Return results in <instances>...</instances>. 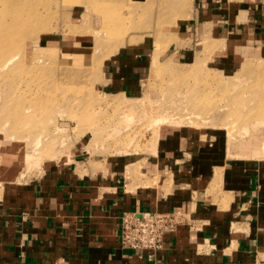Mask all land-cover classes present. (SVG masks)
<instances>
[{
    "label": "crops",
    "instance_id": "0c3cea01",
    "mask_svg": "<svg viewBox=\"0 0 264 264\" xmlns=\"http://www.w3.org/2000/svg\"><path fill=\"white\" fill-rule=\"evenodd\" d=\"M116 2L136 20L147 3L148 30L129 32L101 59L97 84L106 93L139 96L161 58L224 69L264 59V0ZM81 7L70 16L82 23ZM158 11L170 34L157 28ZM55 48L93 58V46L76 38L55 39ZM230 154L221 131L181 128L165 133L151 153L154 183L133 181L139 161L89 158L78 149L39 177L7 182L0 264H264V159ZM124 211L183 212L189 223L166 234L152 258L150 250L121 246Z\"/></svg>",
    "mask_w": 264,
    "mask_h": 264
},
{
    "label": "rangeland",
    "instance_id": "374dc122",
    "mask_svg": "<svg viewBox=\"0 0 264 264\" xmlns=\"http://www.w3.org/2000/svg\"><path fill=\"white\" fill-rule=\"evenodd\" d=\"M116 1L0 0V26L7 25L0 36V191L7 182L39 177L77 149L89 158L139 161L133 181L154 183L159 172L149 168L151 153L165 133L181 128L221 131L232 157L264 159V59L224 69L167 57L154 64L139 96L98 86L101 59L129 32L148 30L147 3L136 20ZM76 4L86 9L82 23L70 16ZM156 25L172 30L162 11ZM67 37L92 45V60L55 48V39ZM248 143L260 149H244Z\"/></svg>",
    "mask_w": 264,
    "mask_h": 264
},
{
    "label": "built area",
    "instance_id": "2783aa9c",
    "mask_svg": "<svg viewBox=\"0 0 264 264\" xmlns=\"http://www.w3.org/2000/svg\"><path fill=\"white\" fill-rule=\"evenodd\" d=\"M189 223L183 212L124 211L121 216L120 243L123 248L150 250V257L162 249L165 236Z\"/></svg>",
    "mask_w": 264,
    "mask_h": 264
},
{
    "label": "bare ground",
    "instance_id": "6f19581e",
    "mask_svg": "<svg viewBox=\"0 0 264 264\" xmlns=\"http://www.w3.org/2000/svg\"><path fill=\"white\" fill-rule=\"evenodd\" d=\"M14 1V0H13ZM12 2V1H11ZM15 2H16V0H15ZM15 4V3H14ZM13 4V5H14ZM8 6V5H7ZM9 7V6H8ZM17 7V6H16ZM13 9H14V7H13ZM16 9V8H15ZM8 11H10V10H8ZM7 11V12H8ZM13 11V10H12ZM6 30H7V25H6V23H4L3 22V24L0 26V36L2 35V34H4L5 32H6ZM5 45V44H4ZM1 56H5V52H4V50H2V44H1V42H0V57ZM14 59V57H9V59H7V60H5V62H4V66H6L11 60H13ZM252 67V66H251ZM250 67V68H251ZM264 67V66H263ZM164 120V119H163ZM164 121H166V120H164ZM229 127V129H230V126H228ZM263 131H264V129H263ZM245 146V145H244ZM247 147H245L244 149H251L252 147H253V145L252 146H250L249 145V143L246 145ZM253 150L255 149V150H259L260 148L258 147V146H255V148H252ZM246 152H247V150H246ZM26 159H28V158H26ZM29 160V159H28Z\"/></svg>",
    "mask_w": 264,
    "mask_h": 264
}]
</instances>
